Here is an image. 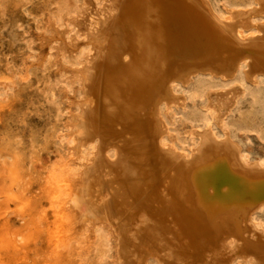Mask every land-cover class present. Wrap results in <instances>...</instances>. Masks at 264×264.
Returning <instances> with one entry per match:
<instances>
[{"label": "bare ground", "instance_id": "6f19581e", "mask_svg": "<svg viewBox=\"0 0 264 264\" xmlns=\"http://www.w3.org/2000/svg\"><path fill=\"white\" fill-rule=\"evenodd\" d=\"M109 1L89 16L90 46L75 71L66 205L86 224L113 227L117 264H264V157L214 132L227 101L205 98L209 120L187 149L168 142L165 122L197 99L186 87L199 76L264 84V17L252 15L264 0L246 11H218L209 0Z\"/></svg>", "mask_w": 264, "mask_h": 264}, {"label": "rangeland", "instance_id": "374dc122", "mask_svg": "<svg viewBox=\"0 0 264 264\" xmlns=\"http://www.w3.org/2000/svg\"><path fill=\"white\" fill-rule=\"evenodd\" d=\"M209 1L218 11L254 7L253 0ZM109 4V0H0V264H117L113 227L101 220L100 228L86 224L77 217L76 207L65 203L66 192L75 183L65 126L78 112L75 71L90 46L84 30L95 13L109 10ZM258 14L252 15L260 21L264 12ZM57 32L64 36L56 38ZM67 42L71 49L64 47ZM186 89H195L198 96L174 116L168 115L167 139L172 146L178 150L191 146L192 131L209 120L203 106L207 97L211 104L229 105L212 126L216 135L228 137L253 160L264 157L263 83L248 81L240 88L236 77L221 82L199 76ZM157 262L149 258L146 264Z\"/></svg>", "mask_w": 264, "mask_h": 264}]
</instances>
